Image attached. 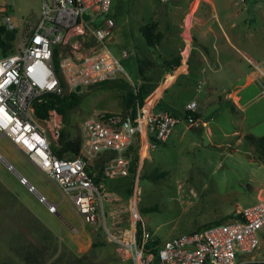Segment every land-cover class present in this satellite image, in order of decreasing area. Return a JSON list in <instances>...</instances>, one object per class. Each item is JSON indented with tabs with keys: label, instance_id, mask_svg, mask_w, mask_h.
Masks as SVG:
<instances>
[{
	"label": "rangeland",
	"instance_id": "374dc122",
	"mask_svg": "<svg viewBox=\"0 0 264 264\" xmlns=\"http://www.w3.org/2000/svg\"><path fill=\"white\" fill-rule=\"evenodd\" d=\"M197 1L188 0V3L194 5ZM2 2L23 21L33 19L40 8V0H0ZM214 2L217 18L213 19L204 3L201 2L199 8V11L211 16L210 24L217 33L215 39L210 34L200 39L212 51V57L205 62L206 78L205 74L193 78L187 87L174 84L167 89L162 100L170 112L183 118L184 104L192 96L193 88H198L197 82H201V89L195 97L201 120H207L210 134L206 133L207 127L199 122L188 127L187 121L180 119L165 142L150 146L149 157L142 156L141 151L144 158L136 166L131 194L126 192L128 176L100 180V210L104 220L97 228L85 224L94 244L82 252L77 251L76 245L65 238L66 230L74 234L73 227L80 225L79 219L72 216L70 203L63 199L56 185L31 161L5 138L0 139L3 158L38 192L52 201H58V212H50L34 192L18 182L16 173L0 161V264H132L126 252L107 239L106 232L116 237H127L133 231L137 225L134 214L129 210L133 197L137 200L142 218L138 221L141 229L145 228L160 241L225 220L236 209L254 203L258 195L264 197V156L259 154L250 139L244 137L250 134L255 139L264 135V96H259L260 83L254 79L252 85L242 90V108L234 107L226 97V92L234 84L246 78L249 60L255 62L264 58V0ZM186 12L185 7L174 0L111 1L110 16L115 25L107 46L128 71L130 80H127L131 85L138 83L145 75L150 82L160 81L163 54L166 55L176 44L179 33H182ZM190 15L186 18L188 22ZM195 17L191 31L199 26ZM230 20L234 22L233 26ZM152 23V33L159 35L154 46L147 44L141 31L142 26ZM198 31H195L196 34L201 35ZM224 31L228 33L230 43L225 40ZM195 39L199 40V37ZM83 40L72 34L70 43L80 47ZM68 47H65L66 51ZM123 49L128 56L121 58ZM202 51L206 52L204 49ZM146 59L157 62L159 66L150 70L141 63ZM139 65L143 68V75L138 72ZM193 67H199L198 62H194ZM212 81H216L217 89L212 88ZM78 92L82 94L81 101L68 111L71 136H80L81 122L89 116L124 112L121 90L118 88L91 85ZM147 103L148 96L143 104L145 110ZM42 125L50 141H56L63 125L61 116L53 112ZM54 129L57 130L56 137L52 135ZM95 163L96 158H93L91 165ZM162 170L165 171L163 176H152ZM142 207L154 209L143 213L140 211ZM59 225L73 227L64 231L58 230ZM35 258L37 263L33 262Z\"/></svg>",
	"mask_w": 264,
	"mask_h": 264
},
{
	"label": "built area",
	"instance_id": "2783aa9c",
	"mask_svg": "<svg viewBox=\"0 0 264 264\" xmlns=\"http://www.w3.org/2000/svg\"><path fill=\"white\" fill-rule=\"evenodd\" d=\"M111 1L40 0L36 16L25 21L5 3H0V25L16 31L13 51L8 54L0 51V134L56 185L80 221L94 228L103 224L104 214L100 210L102 182H95L88 171L91 160L99 153H113L104 163L102 178L125 176L130 163V156L125 152L135 139H139V162L144 158L140 149L143 131L147 146H151L149 134L157 141H165L180 120L165 109L145 110L144 103L137 105L134 118L99 113L82 120L78 154L58 157L52 151L42 125L48 119L36 117L33 102L47 94L61 93L60 77L68 90L77 91L119 76L130 80L119 57L107 46L115 25L110 16ZM72 34L84 39L80 47L70 43ZM90 38L92 42L85 44ZM66 46H69L67 51ZM127 56L123 49L120 57ZM250 64L253 79L258 80L264 95V60L250 61ZM196 110L195 100L186 103L183 118L189 125L196 124L193 115ZM53 112L56 113L52 110L50 116ZM55 132L56 129L53 136ZM7 167L11 169L10 164ZM18 179L50 212H58V201L38 192L23 175L18 174ZM129 210L138 223L142 218L134 197ZM135 228L127 237L106 232L107 239L126 252L132 264H264V197L236 209L232 217L172 235L155 244L157 238L145 228L141 229L138 240Z\"/></svg>",
	"mask_w": 264,
	"mask_h": 264
},
{
	"label": "trees",
	"instance_id": "16d2710c",
	"mask_svg": "<svg viewBox=\"0 0 264 264\" xmlns=\"http://www.w3.org/2000/svg\"><path fill=\"white\" fill-rule=\"evenodd\" d=\"M153 26L154 23L150 25H144L141 27L142 34L147 44L150 46H154L156 41L159 40V35L152 33ZM0 31L2 34L0 40V51L2 54H8L12 52L14 49L13 47L16 38V31L8 30L4 28L2 25H0ZM91 42L92 40L90 38L87 39L84 43L90 44ZM57 57H58V50L55 49L54 61L56 63H57ZM180 60H181V55L176 54L171 58L163 59L161 62V66L163 67V70H167V71L172 70L180 64ZM141 63L145 65L147 68H153L156 65L155 62L149 59L148 60L146 59V61L142 60ZM138 72L139 74L142 75L144 74L141 65L138 66ZM60 83L63 86L61 93L47 94L44 95L42 99L35 100L33 102V109L36 117L42 120L48 119L50 116V111L52 110L61 116L63 125L59 130L58 139L56 141L54 140L50 141L51 148L54 154L57 155L58 157H64V156L71 157L79 153L80 136L79 134L71 136V133L69 132L68 125L70 122V118L68 111L74 108L81 101L82 94L77 90H68L61 77H60ZM95 85L99 86L100 88L120 89L121 105L124 111L122 115L123 116L129 115L131 118H134L136 115L137 105L141 106L144 103L145 98L157 85V80L150 82V79L147 78L145 75L138 83L131 85L126 77L119 76L114 79L98 82ZM105 113L108 114L109 112H105ZM193 115L194 117H197L196 112H194ZM245 137L250 139L253 142V145L256 148V150L259 152V154L264 156V135L255 139L250 134H246ZM149 139L152 142L160 143V141H157L151 136L149 137ZM138 147H139V139L136 138L135 141L129 146L128 150L125 152V155L130 156L128 174L124 176V177L127 176L129 177V183L126 186V192L128 195L131 194L132 192L133 177L135 176L136 166L138 163V154H137ZM112 154L113 153L110 152L99 153L97 157H95L96 163L92 165L90 163L88 165V171L90 172V174H93V179L95 182H99L101 180L104 161L108 156ZM98 160H100V162ZM164 174L165 171L162 170L152 176L158 177V176H163ZM153 209H154L153 207H142L140 208V211L145 213L146 211ZM232 216H234V213L230 217ZM140 235H141V224L138 222L136 226V237L138 240L140 239ZM157 241L159 240L156 239V241H154V244L157 243ZM92 243L94 244V242ZM33 262L37 263L38 260L35 258Z\"/></svg>",
	"mask_w": 264,
	"mask_h": 264
},
{
	"label": "crops",
	"instance_id": "0c3cea01",
	"mask_svg": "<svg viewBox=\"0 0 264 264\" xmlns=\"http://www.w3.org/2000/svg\"><path fill=\"white\" fill-rule=\"evenodd\" d=\"M174 1H177L178 3H181L183 5V7H185L187 12H186V17L184 18V25H183V27H181L182 28V33H179L178 38L176 39V44L170 48V51L166 55L163 54V59L171 58L172 56H174L176 54H180L181 55V60H180V64L178 66H176L172 70H168V71L167 70H163V67H162V71L163 72H162V75L160 77V81L158 82V80H157V85L148 94V101H149L148 110L165 109L168 112H170V110L167 107V105H165L164 102L162 101L163 97H164V94L166 93L167 89L170 88L174 84H178L180 87H187L189 85L191 79H193V78L195 79L197 77H201L202 74H205V71L207 70V68L205 66L207 63H205V62L209 60L208 57H212L211 56L212 55L211 54L212 51L210 49L208 50L207 47L202 44L200 39L202 37H204L205 35H208V34L212 35L214 37V39H215V36H217V33L213 29L211 24H210L211 16L207 12L199 11V8H200V3L201 2L204 3L209 8L210 13L213 16V19L217 18L218 17V13H217V9H216V5H215L214 0H209V1L208 0H198L194 5L191 4V3H188V0H174ZM247 1H253L254 2V0H247ZM189 14H191L190 15V19H191L190 22L186 21V18H187V16ZM195 15H196V17H195ZM194 17L196 18V20H198L197 23L199 24V26L196 27V30L197 31L199 30L198 32L201 35H197L196 32H195L196 30H193V29H192V31L190 30L191 27H192V20L194 19ZM230 25L231 26L234 25V22L231 21V20H230ZM185 33H187V34H185ZM223 34H224L225 40L228 43H230V39L228 37V33H226V31H224ZM195 37L196 38L199 37V40L195 39ZM214 39H213V41H214ZM194 41H197V43H195V45H194ZM203 49L206 52H203L202 51ZM192 52H194L195 54L193 55ZM261 60H264V58L261 59ZM250 61L251 60H249V70L246 71V78L244 79V81L241 82V83L234 84L233 88L231 90H229L228 92H226L227 100L236 108H242V106L240 104V101H241L243 95L241 94V92L246 87L252 85V83L254 81V79H253V70H252V66L250 64ZM194 62H198V66L199 67H193ZM155 63H156L155 66L158 67L159 64L157 62H155ZM151 69L152 68H150V70ZM127 73H128V71H127ZM128 75H129V73H128ZM129 77H130V75H129ZM166 78H167V80H166ZM205 78H206V74H205ZM212 83H214V86L212 88L217 89L216 88V81L215 82L212 81ZM161 84H162V88L160 89V85ZM158 85H159V87H158ZM197 86H198L197 89L193 88L194 91H193L192 96L189 98L188 101H190V100H195L196 101V103H197V110H196V116L197 117H195L196 124L199 122V124L201 126H206L207 127L206 128V133L210 134L211 129L207 125V120H203V119L201 120V112L198 111L199 103L197 102L196 97H195L196 93L201 89V82H197ZM156 88H157V90L155 91ZM216 91H219V90H216ZM260 92H261V90H260ZM259 96H264V95L262 93H260ZM217 99L219 100L220 96H218ZM188 101H186V103ZM186 103L184 104V107H183L184 115H185V105H186ZM170 113L173 114L172 112H170ZM173 115H175V114H173ZM179 118L184 120V118H182V117H179ZM196 124H193V125L187 124V125H188V127H190V126H194ZM240 134H241V132H239L238 135H240ZM245 135H244V137H245ZM150 136L153 137L151 134L148 135V143L151 144V147H154L155 144L157 145L158 143L150 141V139H149ZM242 136H243V134H242ZM168 137H167V139H168ZM2 138H5L10 144H12L5 136L0 134V139H2ZM165 141H162V142H165ZM162 142H160V143H162ZM151 147L150 146L148 147L149 149L147 150V154H146L147 157H149L148 153H149V150H150ZM0 155H1L0 161L5 162L6 165L10 164L9 162H7L3 158L1 153H0ZM105 161H104V163H105ZM139 162H140V160H139ZM31 163H33V162H31ZM103 167H104V164H103ZM11 170H13L16 173L17 177H18V174H20V173H18L12 167V165H11ZM114 178L103 179L102 178V174H101V180H112ZM18 182H19V179H18ZM8 190H9V188H8ZM257 197L261 198L262 196L258 195ZM70 210H71L72 216L74 218H76V219H79V217L76 215V213L73 210L71 205H70ZM79 222H80V225L78 226V228H74L73 226H71L74 229V230L72 229L74 231L73 232L74 234H72V233H70L69 231L66 230L67 228L71 229V227L69 228L68 226L64 227L62 225H59L58 230H64V231L66 230L65 231L66 232V234H65L66 237L65 238H68V240L72 241L76 245L77 251L82 252V251H86L89 247L92 246L93 240H92V237H91L92 235H90L88 233V231H86V226H85L86 223H82L80 221V219H79ZM48 227L52 228L50 226H48ZM200 227H203V225L199 226L198 228H200ZM52 229H54V228H52ZM60 238H63V237L60 236Z\"/></svg>",
	"mask_w": 264,
	"mask_h": 264
},
{
	"label": "bare ground",
	"instance_id": "6f19581e",
	"mask_svg": "<svg viewBox=\"0 0 264 264\" xmlns=\"http://www.w3.org/2000/svg\"><path fill=\"white\" fill-rule=\"evenodd\" d=\"M148 105V103L146 104ZM147 143L145 142L144 139V133H143V142H142V147H141V151H142V156H145L147 154Z\"/></svg>",
	"mask_w": 264,
	"mask_h": 264
},
{
	"label": "water",
	"instance_id": "95a60500",
	"mask_svg": "<svg viewBox=\"0 0 264 264\" xmlns=\"http://www.w3.org/2000/svg\"><path fill=\"white\" fill-rule=\"evenodd\" d=\"M1 37H2V34H1V31H0V40H1ZM236 153H238L239 155H242V156H244L245 154L244 153H240V152H238V151H235ZM253 162H255V163H259V161H253ZM262 165H264V164H262Z\"/></svg>",
	"mask_w": 264,
	"mask_h": 264
}]
</instances>
